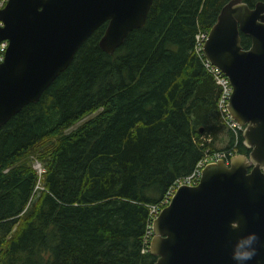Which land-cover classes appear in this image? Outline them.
<instances>
[{
    "label": "trees",
    "instance_id": "1",
    "mask_svg": "<svg viewBox=\"0 0 264 264\" xmlns=\"http://www.w3.org/2000/svg\"><path fill=\"white\" fill-rule=\"evenodd\" d=\"M227 1L153 0L144 26L110 55L98 46L103 23L39 100L0 127V264L154 262L141 252L149 206L205 150L248 153L193 50ZM223 126L229 141L218 148Z\"/></svg>",
    "mask_w": 264,
    "mask_h": 264
},
{
    "label": "water",
    "instance_id": "2",
    "mask_svg": "<svg viewBox=\"0 0 264 264\" xmlns=\"http://www.w3.org/2000/svg\"><path fill=\"white\" fill-rule=\"evenodd\" d=\"M153 0H7L0 9V127L36 103L103 23L98 46L113 54L144 26ZM240 33L250 38L243 48ZM204 55L228 78L227 109L247 154L208 163L181 184L152 221V264H264V0H229L208 30ZM257 239L249 244L251 236ZM255 249L248 260L233 259Z\"/></svg>",
    "mask_w": 264,
    "mask_h": 264
},
{
    "label": "built area",
    "instance_id": "3",
    "mask_svg": "<svg viewBox=\"0 0 264 264\" xmlns=\"http://www.w3.org/2000/svg\"><path fill=\"white\" fill-rule=\"evenodd\" d=\"M6 2L7 0H0V9L3 8ZM1 26H3V22L0 19V27ZM207 35H208V30H205V29L203 30L199 29L196 32V34L194 35L193 50H194L195 55L201 60L207 72L213 77L215 84L218 86L219 94H218L216 106H217V111H218V114L222 122L225 124V126L237 132V130L242 129V126H240L231 117L227 109L229 97L232 91L229 80L224 75V73L221 71L219 67L213 65L207 59V57L204 55V52H203V47L207 39ZM7 46H8L7 40L0 41V63L4 59V54H5ZM206 141H210V138L207 137ZM233 155L235 154L227 150H215V151L206 150L202 158L197 161V163L195 164L190 174H188L185 177L176 179L173 182V184L168 188V190L166 191L162 199L158 203L154 205L152 204L149 206L148 221H147L146 229L143 235V241H142L143 247L141 249V252H144L146 248L149 247V242L152 238V229H151L152 221L156 218L160 210L169 203L170 197L173 195L176 188L181 184H187V185L197 184L201 177V171L206 164L215 163L220 160L228 164L229 159ZM33 168L36 170L38 175H41L44 172V168H42L39 163H35L33 165Z\"/></svg>",
    "mask_w": 264,
    "mask_h": 264
},
{
    "label": "rangeland",
    "instance_id": "4",
    "mask_svg": "<svg viewBox=\"0 0 264 264\" xmlns=\"http://www.w3.org/2000/svg\"><path fill=\"white\" fill-rule=\"evenodd\" d=\"M97 112V111H96ZM96 112H93L91 114H87L85 115L81 120L77 121L73 126H71L70 128L66 129L65 132H69L73 129H75L77 126L81 125L82 123H84L85 121H87L88 119L92 118ZM224 124V123H223ZM225 125V124H224ZM224 127V126H223ZM221 127L222 129L218 131V135H217V139L214 141V146L215 147H218V148H223L226 146L227 142L229 141V136L227 135V131H226V128L224 127ZM206 152V150H205ZM32 158V166L35 164V163H39L41 165L42 168L43 167V163H41L40 161H38L36 159V157H33L31 156Z\"/></svg>",
    "mask_w": 264,
    "mask_h": 264
},
{
    "label": "clouds",
    "instance_id": "5",
    "mask_svg": "<svg viewBox=\"0 0 264 264\" xmlns=\"http://www.w3.org/2000/svg\"><path fill=\"white\" fill-rule=\"evenodd\" d=\"M257 239V237H255L254 235L251 236L248 239V243L251 244L253 243L255 240ZM256 254L255 249L249 251V252H245L243 254H241L240 252H234L233 254V259L237 260V261H244V260H248L251 259L254 255Z\"/></svg>",
    "mask_w": 264,
    "mask_h": 264
}]
</instances>
